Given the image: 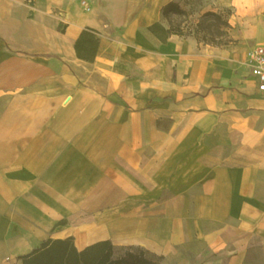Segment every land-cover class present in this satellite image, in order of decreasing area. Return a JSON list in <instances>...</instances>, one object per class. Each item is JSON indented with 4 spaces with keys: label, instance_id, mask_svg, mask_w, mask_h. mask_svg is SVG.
I'll return each instance as SVG.
<instances>
[{
    "label": "crops",
    "instance_id": "crops-1",
    "mask_svg": "<svg viewBox=\"0 0 264 264\" xmlns=\"http://www.w3.org/2000/svg\"><path fill=\"white\" fill-rule=\"evenodd\" d=\"M20 1L0 0V264L69 237L40 215L77 198L117 199L98 213L116 214L119 239L87 245L264 264V92L244 64L264 41V0H222L240 31L223 47L159 42L147 28L166 26L172 0H46L51 19L31 33ZM87 39L88 60L75 50Z\"/></svg>",
    "mask_w": 264,
    "mask_h": 264
},
{
    "label": "trees",
    "instance_id": "trees-1",
    "mask_svg": "<svg viewBox=\"0 0 264 264\" xmlns=\"http://www.w3.org/2000/svg\"><path fill=\"white\" fill-rule=\"evenodd\" d=\"M231 8L218 11H205L196 20H190L191 13L176 0L166 3L161 8V17L166 26L155 22L148 26V31L161 43H166L171 35L182 38L193 37L198 44L223 47L233 43L232 26L229 23ZM85 32V31H84ZM83 36V33L80 37ZM92 41V40H90ZM86 40L85 46L75 44L76 55L81 59H92L95 46ZM83 51V53L81 52ZM115 255L113 244L109 240H100L79 250L73 237L49 238L39 247L20 257L22 264H157L143 248L128 246Z\"/></svg>",
    "mask_w": 264,
    "mask_h": 264
},
{
    "label": "rangeland",
    "instance_id": "rangeland-1",
    "mask_svg": "<svg viewBox=\"0 0 264 264\" xmlns=\"http://www.w3.org/2000/svg\"><path fill=\"white\" fill-rule=\"evenodd\" d=\"M176 1L183 8L190 11L191 13L190 20H196L198 16L205 11H209V10L218 11L223 8H231L232 14L229 17V21L231 20L232 22L231 26L233 27L231 34L235 36L240 33L237 25L234 24L236 20L234 19V17H232V15L234 14L233 7L230 5L222 6L221 5L222 0H176ZM20 2L22 3L14 6V15H16L17 17L22 16L23 20L27 19L28 24L26 25L27 26L26 28L28 29L30 33L34 31V29H37L38 21H44L45 19L47 21L51 19V17L48 16V13L49 15H51L52 12L51 11L50 12L48 11L47 13L45 12L46 10H48L46 0H21ZM29 41L31 42L35 40L34 39L32 40L30 38ZM252 44H249V46H251ZM46 88H48L46 89V91L50 92V94L52 95V92H51L52 85ZM51 95H47V96H51ZM66 103H67V100L63 102V105H65ZM29 107H30L29 108L30 111H41V110L51 111L53 110L54 106L51 102H45L44 104H41V103L37 104L36 102H30ZM60 202H61L62 208L58 207L57 209L67 210V208L76 207L78 208L77 210H83L86 208H89V209L91 208L93 209V212H94L93 215L101 211L102 206L115 207L117 205L116 198H107L104 204L100 203V198H86V199L77 198L74 200L65 199V200H60ZM40 216L43 217L46 221L48 220L51 222V226L49 228L46 227L47 228L46 232L49 235H53L59 230H65L66 232L69 233V236L73 237V242H75L77 232H86V230L92 225V223H90L89 221H83L81 219L79 220L77 219L76 222H72L70 221L69 215H56V216L51 215L50 216L48 214H44V215L41 214ZM32 218H35V216H32ZM32 218L30 216L29 219L32 220ZM70 225H73L72 231H68ZM110 242L112 243V240ZM113 246L115 249V255L122 253L121 249L124 246L114 245V244Z\"/></svg>",
    "mask_w": 264,
    "mask_h": 264
},
{
    "label": "bare ground",
    "instance_id": "bare-ground-1",
    "mask_svg": "<svg viewBox=\"0 0 264 264\" xmlns=\"http://www.w3.org/2000/svg\"><path fill=\"white\" fill-rule=\"evenodd\" d=\"M103 200L100 199V203ZM78 208H67L64 211L65 215H69L70 221L76 222V220L81 219L83 221H89L92 225L86 230V232H77L75 238V246L81 250L83 249L89 241H92L99 237H108L113 240L119 239L121 233V227H118L116 214H101L96 213L93 215V209H83L77 210ZM63 211V210H62ZM110 220V221H108ZM73 225L69 226L68 231H72Z\"/></svg>",
    "mask_w": 264,
    "mask_h": 264
},
{
    "label": "built area",
    "instance_id": "built-area-1",
    "mask_svg": "<svg viewBox=\"0 0 264 264\" xmlns=\"http://www.w3.org/2000/svg\"><path fill=\"white\" fill-rule=\"evenodd\" d=\"M244 64L249 76L255 81L257 90L264 92V41L253 45L245 54Z\"/></svg>",
    "mask_w": 264,
    "mask_h": 264
}]
</instances>
